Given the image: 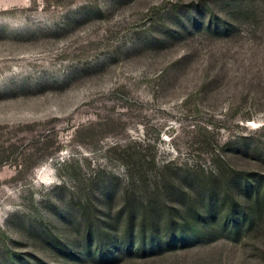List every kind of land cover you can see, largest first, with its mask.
Returning a JSON list of instances; mask_svg holds the SVG:
<instances>
[{
  "label": "rangeland",
  "instance_id": "1",
  "mask_svg": "<svg viewBox=\"0 0 264 264\" xmlns=\"http://www.w3.org/2000/svg\"><path fill=\"white\" fill-rule=\"evenodd\" d=\"M0 264H264V0H0Z\"/></svg>",
  "mask_w": 264,
  "mask_h": 264
},
{
  "label": "trees",
  "instance_id": "2",
  "mask_svg": "<svg viewBox=\"0 0 264 264\" xmlns=\"http://www.w3.org/2000/svg\"><path fill=\"white\" fill-rule=\"evenodd\" d=\"M248 184L251 189L253 190L257 189V185L255 183L249 181ZM244 186L246 185L244 184ZM169 189L171 188L167 186L163 187V191L165 192H167ZM235 189L240 190L242 188H240L239 185H235ZM125 196H126V192L124 191V197ZM141 199L138 202L141 206L144 204L149 205L152 202L151 200H146L144 198H141ZM166 206L171 208L174 205L167 203ZM238 206H239L238 210L240 212V215L238 216L237 214H235L237 211H235V208H233V205H231V207L229 208V213H228V214H231V218L226 220L228 218V215H227L226 219L224 220V224L222 225L229 233L235 232V230L237 229L239 225V222H241L240 220H243V221L247 220V222H250L254 218L253 212L255 211V208L257 207L256 206V207L248 208V206H245L244 203L242 202L239 203ZM193 216H194V213H193ZM214 216L215 214L213 210L211 208H208L207 214L203 216L202 218L198 217V220L196 219L197 217H195V219H192V221L184 220L183 223H174L173 225L170 224V222H167L165 224H169V226L171 225L170 228L166 227L167 233L164 235V237H158V238H160L162 241H165V242H174L176 240L185 239L190 235L197 234L198 230L199 231L203 230V232L206 233L207 231L211 230V223L208 219L213 218ZM194 221L196 222V225L194 224ZM151 223H155V221H153L152 219ZM223 227L222 229H224ZM188 228L194 231H191L189 233L187 231ZM153 229L155 228L152 227V229L150 230L149 236L154 239V238H157L159 234L156 233L155 230Z\"/></svg>",
  "mask_w": 264,
  "mask_h": 264
}]
</instances>
